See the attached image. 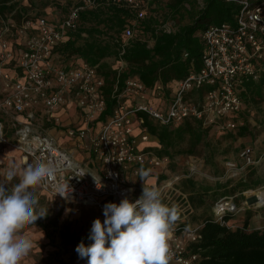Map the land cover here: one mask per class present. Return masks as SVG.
Wrapping results in <instances>:
<instances>
[{
	"label": "built area",
	"instance_id": "obj_1",
	"mask_svg": "<svg viewBox=\"0 0 264 264\" xmlns=\"http://www.w3.org/2000/svg\"><path fill=\"white\" fill-rule=\"evenodd\" d=\"M95 1L79 0L55 24L44 17L17 22L11 15L0 14V116L5 115L9 121L6 126L0 117V154L4 147L11 146L21 152L25 165L58 161L56 176L38 185L39 191L55 200L94 208L103 215L106 203L140 197H134L136 188L127 180L128 171L137 176L139 168L164 167L165 158L142 146L150 140L145 119L171 128L192 119L218 131L237 129L240 121L235 117L246 108L240 96L243 83L257 82L264 76V2L231 0L238 6L234 23L210 24L199 33L200 66L195 69L191 61L187 75L170 86L168 97L159 81L153 90L134 77L128 78L121 89L115 83L111 114L95 128L94 120L105 110L100 93L103 80L97 66L81 60L65 66L52 54L66 34L77 29L79 13ZM106 1L127 2L137 8L142 0ZM132 36V29L126 26L124 39ZM162 102L165 111L160 108ZM70 104H75L82 123L63 129L59 110ZM44 126L61 128L63 135L74 141L73 148L88 137L86 158H75ZM237 157L239 162H225L223 174L227 180L244 182L250 169L264 161V151L256 155L252 146H244ZM93 176L101 188H97ZM178 179L173 176L156 187L163 202L177 205L180 213L169 237L173 254L170 264H196L199 249L194 251L191 245L198 241L202 223L186 221L192 212L189 205L181 208L177 203L178 197L187 202L176 188ZM59 184L69 185L63 193L67 197L57 195ZM257 190L264 191V185ZM250 193L256 196L255 191ZM246 205L264 207V203L256 202ZM241 209L233 196H220L211 207V220L227 225L225 218ZM78 264L87 261L81 259Z\"/></svg>",
	"mask_w": 264,
	"mask_h": 264
},
{
	"label": "trees",
	"instance_id": "obj_2",
	"mask_svg": "<svg viewBox=\"0 0 264 264\" xmlns=\"http://www.w3.org/2000/svg\"><path fill=\"white\" fill-rule=\"evenodd\" d=\"M237 10L238 6L231 0H166L164 3L142 0L137 8L127 2L96 0L92 7L79 13L77 29L68 32L52 54L65 66H74L80 60L97 66V74L103 80L100 93L105 101V110L93 122L97 128L111 114L114 103L111 90L115 83L121 89L128 78L134 77L153 90L159 81L166 88L168 97L172 90L170 86L187 75L191 61L195 69L200 66L202 44L199 33L210 24H233ZM0 14L11 15L17 22L22 18L34 21L44 17L51 24L63 17L53 19L38 12L29 14L23 6L10 4L7 0L0 1ZM126 26L133 31L130 39L123 37ZM242 87L240 96L246 108L235 117L240 121L235 130L239 136L246 131L249 102H255L254 98L260 97L264 89V76L257 82H244ZM144 123L149 135L158 141L160 148L153 150L159 157L162 153L169 155L167 150L183 142L186 136L189 146L194 148L205 133L201 123L192 119L175 128L158 126L147 119ZM164 179L162 175L157 176L155 186ZM249 218L247 215L242 226L235 229L219 225L211 217L201 222L198 241L191 245L194 251L199 249L200 259L196 264H264V229H248ZM89 232L81 236L63 232L61 236L71 247L82 240L88 245L91 243Z\"/></svg>",
	"mask_w": 264,
	"mask_h": 264
},
{
	"label": "rangeland",
	"instance_id": "obj_3",
	"mask_svg": "<svg viewBox=\"0 0 264 264\" xmlns=\"http://www.w3.org/2000/svg\"><path fill=\"white\" fill-rule=\"evenodd\" d=\"M77 1L7 0L10 4L23 6L29 14L38 12L53 19L64 16ZM165 1L158 0L159 3ZM254 99L255 102L252 100L249 102L248 114L245 118L246 131L242 136H239L237 131L221 134L211 128L203 127L205 133L201 142L194 148L189 146V139L186 136L183 142L167 150L169 155L161 154L166 162L159 175L164 176L166 178L164 180L173 176L179 177L176 188L185 195L187 202H183V199L178 197L177 203L181 208L186 204L191 206L193 210L189 215L191 222L200 224L210 218L213 203L222 195L233 196L236 204L243 210L227 220L229 228L234 229L235 223L240 220L243 213L244 217L247 215L251 217L253 213H256L264 218V207L252 208L249 207L250 205H246V203L249 204L247 201L251 197L250 192H254L264 185V161H261L256 169L248 172L244 182L227 180L223 174L225 162L234 160L239 147L250 146L258 140V149L264 151V89H262L261 96ZM162 110L165 111L164 106ZM153 148L150 147L155 153ZM13 164L17 169H22L25 166L21 157L20 159L9 157L5 161L0 158V183H5L9 189L19 182L18 177L10 182L6 179V172ZM155 172L158 171L155 170ZM244 184L246 185L244 186ZM35 191L39 195L40 205L48 207V215L39 219L36 225L25 226L20 233L33 242L30 254L24 258L21 264H78L81 259L75 251L76 246L66 245L61 234L64 232L77 236L84 235L91 229L94 219L99 218L103 221L104 217L94 208L77 205L70 201L49 199L41 195L37 187Z\"/></svg>",
	"mask_w": 264,
	"mask_h": 264
},
{
	"label": "clouds",
	"instance_id": "obj_4",
	"mask_svg": "<svg viewBox=\"0 0 264 264\" xmlns=\"http://www.w3.org/2000/svg\"><path fill=\"white\" fill-rule=\"evenodd\" d=\"M58 171L59 162L53 159L27 164L22 169L13 164L7 170V181L18 177L19 182L10 189L0 183V264H21L30 254L33 242L20 233L48 215V207L40 205L35 188L54 178ZM150 171L139 170L143 189L138 199L123 198L118 204L103 206L104 220L94 219L88 234L91 243L85 245L82 240L76 246L80 259H86L87 264H170L173 254L169 237L180 213L177 205L163 202L159 189L144 183ZM93 179L101 188L100 181ZM67 187L57 185V195L67 197L63 194Z\"/></svg>",
	"mask_w": 264,
	"mask_h": 264
},
{
	"label": "crops",
	"instance_id": "obj_5",
	"mask_svg": "<svg viewBox=\"0 0 264 264\" xmlns=\"http://www.w3.org/2000/svg\"><path fill=\"white\" fill-rule=\"evenodd\" d=\"M13 49L14 50L16 49V47L14 45H13ZM163 106H165L164 102H162L160 108H162ZM38 115H39V112H37V116ZM59 115H60V119H61V123H62V128L63 127L65 128V127H68V126L69 127H79L81 125V123H82L81 117H80L79 113H77V109H76L75 104H70L68 106H65L64 108H61L59 110ZM0 117L4 121L5 125L6 126H9L8 117H6L5 115H1ZM36 123H38V121ZM44 128L46 129L47 133H49V135L57 138L58 139V142H60L66 148L70 149L71 152H72V154L75 156V158H77L78 160H82V159H85L86 158L87 154L84 151H85V146L88 145V141H89L88 140V137H86L82 142L78 143L76 148H73L74 141L73 140H70L68 137H65L63 135V131H62L61 128H53V127H47V126H44ZM211 130H215V129H211ZM215 131H218V130H215ZM218 132L219 133H224L225 131H222V132L221 131H218ZM149 141H150V143L142 144V146L143 145H146V146H148V148H150L151 146L154 147V148L157 147V149L160 148V146L158 145V141H157V139L155 137L150 136V140ZM257 141L258 140L254 141L250 145V146H252L254 148V154H256V155H258L259 152H260V148L258 149V146H257V143H258ZM247 146H249V145H247ZM240 148H242V147H239L237 149V151L235 153L234 160H229V161L239 162V159L237 157V152L240 150ZM9 157L15 158V159H18V158L20 159L21 152L19 150L15 149V148L11 147V146H6V147H4V149H3L2 153H1L0 158H3L4 161H5V159H7ZM6 161H8V160H6ZM22 162H23V160H22ZM98 167L99 166L96 165V168L97 169H99ZM142 168H144V169H150L151 170L149 177L146 178V180L144 181V183L147 186H154V187L159 186V185H156L155 186V180L157 179V176L159 175V173H161V169L159 167H156V168L142 167ZM140 169L141 168H139V170ZM254 169H256V167L253 168V169H250L249 173L252 170H254ZM155 170L158 171V172H155ZM127 178H128L127 179L128 182L130 184H133L135 186V188H136L135 193H134V197L141 195L142 194V189H143V181L140 179L139 175L133 176L132 175V172L131 171L130 172L128 171L127 172ZM37 189H39L38 186H37ZM40 194L43 195V196H45V197H47V198H49V199H52L51 196L45 194L44 192H40ZM190 209H191V212H193L191 206H190ZM241 211H243V210H240L238 212H241ZM244 219H245V217H244V213H243V216L240 217V220H238V222L235 223V225H234L235 227H233V228L235 229L237 227H241L242 224H243V220ZM186 221L188 223H190V224H196V223L191 222L189 220V217L186 219ZM247 228L248 229H260V228H264V218H262L261 215H259V214L256 215V213H253L251 215V217L249 218Z\"/></svg>",
	"mask_w": 264,
	"mask_h": 264
},
{
	"label": "bare ground",
	"instance_id": "obj_6",
	"mask_svg": "<svg viewBox=\"0 0 264 264\" xmlns=\"http://www.w3.org/2000/svg\"><path fill=\"white\" fill-rule=\"evenodd\" d=\"M255 194L257 196V200H256L257 205L264 203V191L257 190L255 191Z\"/></svg>",
	"mask_w": 264,
	"mask_h": 264
},
{
	"label": "water",
	"instance_id": "obj_7",
	"mask_svg": "<svg viewBox=\"0 0 264 264\" xmlns=\"http://www.w3.org/2000/svg\"><path fill=\"white\" fill-rule=\"evenodd\" d=\"M256 200H257L256 196H251V197L248 199L247 202H248L249 204H251V203L256 202Z\"/></svg>",
	"mask_w": 264,
	"mask_h": 264
}]
</instances>
